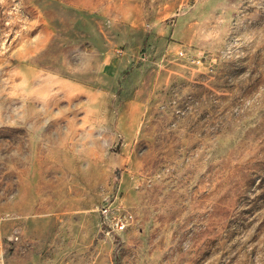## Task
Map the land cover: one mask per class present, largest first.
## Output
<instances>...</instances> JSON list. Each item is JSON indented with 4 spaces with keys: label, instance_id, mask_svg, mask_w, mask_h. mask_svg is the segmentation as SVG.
<instances>
[{
    "label": "rangeland",
    "instance_id": "374dc122",
    "mask_svg": "<svg viewBox=\"0 0 264 264\" xmlns=\"http://www.w3.org/2000/svg\"><path fill=\"white\" fill-rule=\"evenodd\" d=\"M0 264H264V0H0Z\"/></svg>",
    "mask_w": 264,
    "mask_h": 264
},
{
    "label": "built area",
    "instance_id": "2783aa9c",
    "mask_svg": "<svg viewBox=\"0 0 264 264\" xmlns=\"http://www.w3.org/2000/svg\"><path fill=\"white\" fill-rule=\"evenodd\" d=\"M100 212L107 235H120L126 232L133 223L131 212L116 203H106Z\"/></svg>",
    "mask_w": 264,
    "mask_h": 264
}]
</instances>
